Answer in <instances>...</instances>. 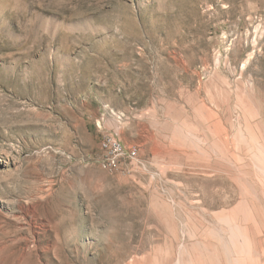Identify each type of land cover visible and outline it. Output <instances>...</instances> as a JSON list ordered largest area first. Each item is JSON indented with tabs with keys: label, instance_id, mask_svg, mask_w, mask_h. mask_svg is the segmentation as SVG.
Listing matches in <instances>:
<instances>
[{
	"label": "rangeland",
	"instance_id": "1",
	"mask_svg": "<svg viewBox=\"0 0 264 264\" xmlns=\"http://www.w3.org/2000/svg\"><path fill=\"white\" fill-rule=\"evenodd\" d=\"M0 264H264V0H0Z\"/></svg>",
	"mask_w": 264,
	"mask_h": 264
},
{
	"label": "built area",
	"instance_id": "2",
	"mask_svg": "<svg viewBox=\"0 0 264 264\" xmlns=\"http://www.w3.org/2000/svg\"><path fill=\"white\" fill-rule=\"evenodd\" d=\"M111 115L116 119L118 125L120 126L123 121L124 114L115 110H111ZM96 124L100 132L101 146L106 151V154L108 156L104 160L106 164L113 168H120L124 161L127 160L125 156L129 157V159L137 158L136 149H133L129 153H126L125 147L121 142L120 135L117 130L118 127L113 130L107 129L105 124L101 123V120H98Z\"/></svg>",
	"mask_w": 264,
	"mask_h": 264
}]
</instances>
